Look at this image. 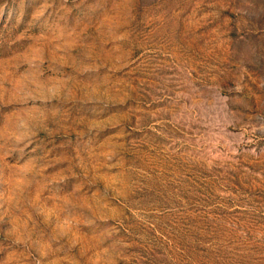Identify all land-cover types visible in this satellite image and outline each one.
<instances>
[{"label": "rangeland", "instance_id": "obj_1", "mask_svg": "<svg viewBox=\"0 0 264 264\" xmlns=\"http://www.w3.org/2000/svg\"><path fill=\"white\" fill-rule=\"evenodd\" d=\"M0 264H264V0H0Z\"/></svg>", "mask_w": 264, "mask_h": 264}]
</instances>
